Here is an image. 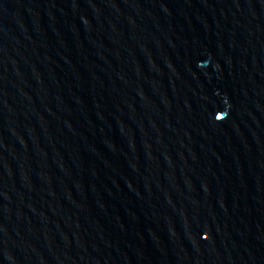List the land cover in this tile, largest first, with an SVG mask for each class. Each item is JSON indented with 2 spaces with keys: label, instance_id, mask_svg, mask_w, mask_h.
<instances>
[{
  "label": "water",
  "instance_id": "water-1",
  "mask_svg": "<svg viewBox=\"0 0 264 264\" xmlns=\"http://www.w3.org/2000/svg\"><path fill=\"white\" fill-rule=\"evenodd\" d=\"M0 264H264V0H0Z\"/></svg>",
  "mask_w": 264,
  "mask_h": 264
}]
</instances>
